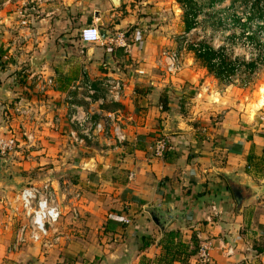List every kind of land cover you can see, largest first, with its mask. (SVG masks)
Returning a JSON list of instances; mask_svg holds the SVG:
<instances>
[{"label":"crops","instance_id":"0c3cea01","mask_svg":"<svg viewBox=\"0 0 264 264\" xmlns=\"http://www.w3.org/2000/svg\"><path fill=\"white\" fill-rule=\"evenodd\" d=\"M126 2L129 9L130 0L118 6L90 0L84 7L78 37L81 27L95 24L108 33L101 44L54 31L49 43L29 48L28 59H16L27 68L0 72L7 75L0 80V108L6 109L0 127L20 136L10 163L29 172L45 157L42 152H55V166L37 169L54 172L51 186L65 196L59 203L61 236L48 248L62 257L80 256L82 264H198L196 252L205 243L215 264H264V194L238 210L228 180L218 172L264 187V104L249 119L229 108L226 97L220 121L205 120L194 82L198 74L206 82L219 80L202 65L199 72L188 69L181 59V70L167 73L163 57L140 40L142 33L127 38L128 51L117 45L113 37L125 21L119 6ZM30 73L53 77L55 87L39 93ZM108 77L123 83L120 99L87 101L83 85L99 87ZM72 105L106 127L119 125L125 141L98 135L85 146L72 143L66 135ZM159 139L168 142L162 155L153 148ZM167 213L171 218L162 221Z\"/></svg>","mask_w":264,"mask_h":264},{"label":"rangeland","instance_id":"374dc122","mask_svg":"<svg viewBox=\"0 0 264 264\" xmlns=\"http://www.w3.org/2000/svg\"><path fill=\"white\" fill-rule=\"evenodd\" d=\"M89 1L0 0V72L17 67L27 68L23 64L18 66L16 59H28L33 52V48H29L49 43L54 31L55 34L66 32L78 39L75 30L77 20ZM196 1L197 22L188 32L185 31L183 9L176 0H130L129 9L125 8L128 2L121 4L120 17L125 21L123 28L113 38L116 39L121 33L130 40L133 39L131 33H142L140 40L149 41L150 52L159 60L162 51L177 50L183 64L195 72H199L202 67L188 49L190 44L204 41L215 48L223 46L224 53L235 62V74L229 83H219L217 80L206 82V75L203 78L198 74L194 84L198 85L202 96L195 103L199 107L204 104L205 120L219 122V118L224 115L222 109L228 107L227 102H222L223 98L228 97L232 101L231 105L228 104L229 108L252 119L259 109L256 108L259 88L264 87V0L258 3L256 0H217L212 4L208 0ZM245 61L258 63L252 73L243 66ZM0 91L3 93L5 89ZM214 105L218 110L212 109ZM5 131L20 138L6 128ZM11 155L0 156V264H6L5 261H10L11 257L16 259L13 260L15 264H24L27 259L32 264H82L80 256L62 257L58 250L43 248V245L38 248V244L27 242L13 248L18 226L23 219L19 192L24 187L40 185L43 179L51 185L55 173L46 175L37 169L55 166L56 159L55 152H42L45 157L36 162V168L27 172L22 171L18 164L10 163ZM18 160L17 163L20 162ZM55 197L58 204L65 200V196L60 198L55 194ZM63 211L66 212V209L63 208ZM63 221L62 215L61 223ZM57 225L60 224H56V228ZM48 241L55 245L54 235Z\"/></svg>","mask_w":264,"mask_h":264},{"label":"built area","instance_id":"2783aa9c","mask_svg":"<svg viewBox=\"0 0 264 264\" xmlns=\"http://www.w3.org/2000/svg\"><path fill=\"white\" fill-rule=\"evenodd\" d=\"M99 29L95 24L81 27L79 31L81 41L90 44H101L102 38ZM114 41L128 51L131 42L125 35L119 33ZM161 55L164 70L167 73L173 75L181 70L180 53L177 50L162 51ZM29 75H31L30 79L39 93H44L47 89L56 85L53 77H43L40 74L32 73ZM83 86L87 94L85 99L91 102L92 96H99L97 101L101 104L105 100L118 101L123 90V83L119 79L110 77L102 80L99 87L93 86L92 82H86ZM74 89L79 88L73 87L72 90ZM69 99L71 100V97ZM70 108L73 110L67 115L70 128L66 135L72 143L85 146L88 141H94L98 135L113 136L117 144H122L125 141V136L119 125L110 123V126L106 127L105 121L95 119L93 114L83 112L81 108L75 105L70 106ZM14 111L21 114L25 113V109L22 107H15ZM167 143L165 139L157 140L153 145L155 154L162 155ZM19 146V141L13 134L0 129V156L12 154ZM18 198L23 209V219L17 229L15 245L29 242L49 247L51 243H49L48 238L51 235H54V241L58 242L61 233L56 228V224L61 218V211L52 186L45 181L37 186L24 187L19 192ZM210 249L208 244L199 245L196 252L198 264H215Z\"/></svg>","mask_w":264,"mask_h":264},{"label":"trees","instance_id":"16d2710c","mask_svg":"<svg viewBox=\"0 0 264 264\" xmlns=\"http://www.w3.org/2000/svg\"><path fill=\"white\" fill-rule=\"evenodd\" d=\"M176 1L183 9L185 31L188 32L194 28V25L197 22L196 18L198 11L196 10V7L198 6V2L196 0ZM215 1L217 0H208V3L212 4ZM258 1L259 0H256L257 3ZM188 49L191 50L195 59L201 63V65L208 71L209 74L213 75L219 81L229 83V81L232 79V76L235 74V62H233L230 57L224 53L223 46L215 48L204 41H200L190 44ZM242 64L250 73H252L257 67L258 63H255L254 61H245ZM6 77L7 75H2L0 77L1 82ZM5 111L6 109L3 110L2 107L0 108V124L3 122V114Z\"/></svg>","mask_w":264,"mask_h":264},{"label":"water","instance_id":"95a60500","mask_svg":"<svg viewBox=\"0 0 264 264\" xmlns=\"http://www.w3.org/2000/svg\"><path fill=\"white\" fill-rule=\"evenodd\" d=\"M110 1L115 6H118L120 3V0H110ZM99 32H100V36L102 39L107 38L108 33L105 29L100 28ZM5 172H7V171H5ZM218 172L221 175H223L224 177H226V179L228 180L229 187L233 193V197L235 199L236 206H237L238 210H240L241 207L244 204H246L248 201H250L251 199L257 198V197L261 196L262 194H264V187H262V186L254 184L252 182H246L245 180H240L238 178H234V176L232 174H229V173L222 171V170H218ZM9 177H10V175H9ZM151 215H152V218L154 219V221L158 225H161L162 222H161L159 215H155L154 212L151 213ZM163 218H164V220L162 219V221H168L171 218V215L167 213V215H164ZM161 227L163 228V225H161Z\"/></svg>","mask_w":264,"mask_h":264},{"label":"bare ground","instance_id":"6f19581e","mask_svg":"<svg viewBox=\"0 0 264 264\" xmlns=\"http://www.w3.org/2000/svg\"><path fill=\"white\" fill-rule=\"evenodd\" d=\"M259 94H260V96H259L258 102L256 104L257 106L264 104V87L263 86L259 88Z\"/></svg>","mask_w":264,"mask_h":264}]
</instances>
